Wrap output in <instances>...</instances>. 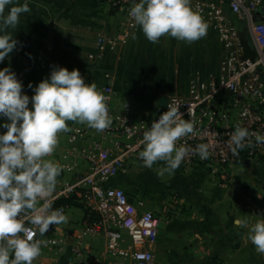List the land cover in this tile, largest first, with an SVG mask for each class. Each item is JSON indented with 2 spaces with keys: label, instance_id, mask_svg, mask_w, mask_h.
I'll return each mask as SVG.
<instances>
[{
  "label": "built area",
  "instance_id": "1",
  "mask_svg": "<svg viewBox=\"0 0 264 264\" xmlns=\"http://www.w3.org/2000/svg\"><path fill=\"white\" fill-rule=\"evenodd\" d=\"M135 1L98 0L100 8L113 20L114 28L97 36L93 53L87 56L89 60L98 62L107 54L117 56L129 45L137 29L129 16ZM191 7L203 17L217 40L221 51L217 71L205 79L193 77L187 93L167 97L166 107L161 110L167 111L168 103L179 106L183 118L194 121V133L178 141L177 146H209L207 159L189 153L178 168L202 169L213 182L230 183L236 168L237 172H247L264 166V144H256L254 136L253 146L238 153L229 146L230 134L237 124L250 133L264 135V0H191ZM243 30L245 41L255 53L253 61L242 56L239 39ZM98 90L108 97L112 124L98 132L85 124L67 122L71 131L59 135L56 150L46 157L62 167L55 190L46 199L52 203L74 199L98 217L96 223L85 224L70 245L73 264H92L83 251L86 237L103 239L105 263L99 264H115L118 260L155 264L152 246L158 238L161 216L151 210L140 211L129 201L125 190L107 183L132 168H147L139 158L143 150L140 142L143 132L160 115L134 108L112 84ZM161 164L154 163L147 169L158 170ZM43 203L41 199L39 204ZM25 226L36 232L35 239L47 241L42 251L61 252L63 239L55 236L58 225L50 226L43 236L30 222L26 221Z\"/></svg>",
  "mask_w": 264,
  "mask_h": 264
},
{
  "label": "clouds",
  "instance_id": "2",
  "mask_svg": "<svg viewBox=\"0 0 264 264\" xmlns=\"http://www.w3.org/2000/svg\"><path fill=\"white\" fill-rule=\"evenodd\" d=\"M9 5H14V0H0V62L17 45L9 29H16L21 15L31 12L27 2H17L6 13ZM129 16L150 43L170 36L190 44L207 34L208 25L191 7V0H139ZM132 38L136 39L135 33ZM22 89L9 67L0 69V117L9 121L2 125L7 131L0 134V264H33L41 255L47 241L35 239L36 232L25 226L26 221L36 226L41 236L50 226L67 222L64 209H53L52 202L46 199L55 190L62 172L57 162L46 157L56 150L59 135L71 131L67 122L85 124L98 132L112 124L108 97L94 82L86 83L78 69L54 67L50 78L35 87L31 99ZM194 129V121L184 119L179 106L168 103L167 111L143 132V150L139 153L143 166L152 168L154 163L163 162L164 167L157 171L163 177L174 172L189 153L207 159V144H198L195 149L177 146ZM253 136L256 144H264V135L250 133L237 124L230 134L231 151L238 153L252 147ZM236 223L247 226L246 221ZM248 239L256 252L264 255V219L250 227Z\"/></svg>",
  "mask_w": 264,
  "mask_h": 264
},
{
  "label": "crops",
  "instance_id": "3",
  "mask_svg": "<svg viewBox=\"0 0 264 264\" xmlns=\"http://www.w3.org/2000/svg\"><path fill=\"white\" fill-rule=\"evenodd\" d=\"M17 2L19 4L27 2L31 12L21 15L16 29H9L13 38L17 40V45L0 62V69L9 67L22 83L23 94L28 95L30 99L34 95L35 87L43 79L50 78L54 67H66L69 71L78 69L85 82H94L97 88L112 84L116 92L134 108L143 109L150 114L163 113L157 107L159 96L177 95L171 93L165 85L167 83L157 84L156 90H152L149 94L145 93L147 96L143 97L141 102L129 92L126 95L120 92L114 82L108 80L107 72H104L102 67L99 68L98 65L85 60L83 47L93 46L98 35L110 32L114 28L113 20L100 8L97 0H14V5ZM138 2L139 0L135 1ZM14 5L7 6L6 13ZM224 8L226 9V6ZM134 33L144 40V34L139 26ZM133 41L131 37L129 45L120 50L117 56L107 54L104 60L121 59V54L131 47ZM203 42L214 47L215 65L211 68L205 66L200 67L199 70L185 72L182 95L187 93L189 81L193 77L199 76L205 79L217 71L221 51L214 34L208 27L207 34L196 43ZM187 44L191 45V43ZM186 56L189 58L188 55ZM196 60L193 59L192 62L195 63ZM189 61L190 59H187L188 63ZM29 84L32 88H29ZM7 122H9L7 118L0 117V134L7 131L2 126ZM162 167H164L163 162L160 168ZM157 171L135 167L107 183L108 186L123 190L141 184L143 189H153L159 195L162 194L164 187L166 190L177 191L183 200L198 207L192 215L160 218L158 238L152 246L154 261L157 264H264V255L257 253L255 246L248 239L250 227L258 220L264 219L262 188L252 183L246 187L243 184H232L223 189L222 186L210 184L202 169L183 171L179 168L170 174H165L181 181L169 185L164 180L166 176H158ZM254 171L255 169H250L243 173L254 175ZM261 175L264 178V174ZM238 176L239 174H236L235 178ZM129 201L140 211L150 210L147 209L150 206L133 198H129ZM79 206L66 209L67 222L59 224L55 232L56 237L63 239L61 252L58 253L56 249L42 251L33 264H73L69 248L85 225L84 213ZM160 212L168 214L170 211L164 209ZM236 221H246L247 226L241 227ZM103 246L102 238H84L83 251L86 260L92 264L105 263ZM125 247L130 248L127 238H125ZM115 264H128V262L118 260Z\"/></svg>",
  "mask_w": 264,
  "mask_h": 264
},
{
  "label": "rangeland",
  "instance_id": "4",
  "mask_svg": "<svg viewBox=\"0 0 264 264\" xmlns=\"http://www.w3.org/2000/svg\"><path fill=\"white\" fill-rule=\"evenodd\" d=\"M137 35L131 47L121 54L119 60L105 61V57L98 62L89 60L87 56L92 54L94 49V44L93 46L87 45L89 43L86 44L88 48L83 47V53L88 63L98 65L99 68L104 69V72H107L108 80L113 81L120 92L125 95L129 92L131 96L141 102L142 98L147 96L146 94L156 90L157 84L164 85V83H167L165 85L171 93L182 95L181 93L184 94L185 82L183 77L186 75L185 72L189 73L205 66L211 68L215 65L214 47L204 42L199 44L196 41L188 45L184 41L165 36L160 39L159 43H150L146 37L143 36V40L138 38ZM187 59H190V64ZM193 59H197L195 63L192 62ZM174 76L177 77L170 80ZM154 94H156L155 91ZM237 171L236 168L235 172L239 176L230 183L213 182L208 177L207 180L210 184L222 186L223 189L230 187L232 184H243L246 187L255 183L258 188L264 190V178L261 177L263 176L261 174H264V166L256 169L253 172L254 175ZM142 180H145V178H142ZM164 180L169 185L181 182L168 176ZM162 189L163 192L159 195L153 189L145 190L141 184H137L129 187L128 190H125V193L129 198L150 206L147 209L165 218L167 216L192 215L195 210H198V207L194 206L193 203L183 200L177 191L166 190L164 187ZM171 206L172 208H170ZM164 209H169L170 212L168 214L161 213L160 211ZM165 218H162V220ZM155 264L157 263L155 262Z\"/></svg>",
  "mask_w": 264,
  "mask_h": 264
},
{
  "label": "trees",
  "instance_id": "5",
  "mask_svg": "<svg viewBox=\"0 0 264 264\" xmlns=\"http://www.w3.org/2000/svg\"><path fill=\"white\" fill-rule=\"evenodd\" d=\"M79 205L80 204H77L76 202H74V199H59L52 203V208L53 209H57V208L68 209L69 207L79 206ZM79 207H82V206L80 205ZM82 210L84 213L83 221L85 222V224L90 225L98 221V217L96 216L94 212H90L87 209H84L83 207H82Z\"/></svg>",
  "mask_w": 264,
  "mask_h": 264
},
{
  "label": "water",
  "instance_id": "6",
  "mask_svg": "<svg viewBox=\"0 0 264 264\" xmlns=\"http://www.w3.org/2000/svg\"><path fill=\"white\" fill-rule=\"evenodd\" d=\"M244 36H245V32L243 30L240 32V39H239V44H240V47L242 48V56L243 58H248L251 61H253L255 58V53L253 50L250 49L248 43L244 39ZM166 103H167L166 96H159L157 98V107L159 109H164L166 107ZM245 165L247 166L248 163L246 162Z\"/></svg>",
  "mask_w": 264,
  "mask_h": 264
}]
</instances>
